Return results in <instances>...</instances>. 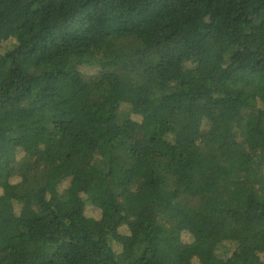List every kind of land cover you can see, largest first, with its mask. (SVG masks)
<instances>
[{
    "label": "trees",
    "instance_id": "obj_1",
    "mask_svg": "<svg viewBox=\"0 0 264 264\" xmlns=\"http://www.w3.org/2000/svg\"><path fill=\"white\" fill-rule=\"evenodd\" d=\"M0 264H264V0H0Z\"/></svg>",
    "mask_w": 264,
    "mask_h": 264
},
{
    "label": "rangeland",
    "instance_id": "obj_2",
    "mask_svg": "<svg viewBox=\"0 0 264 264\" xmlns=\"http://www.w3.org/2000/svg\"><path fill=\"white\" fill-rule=\"evenodd\" d=\"M89 208H90V207H89ZM120 231H121L122 233H127V231H126V229L124 228V226L121 227ZM121 245H122V246H120V244L116 243L114 247H115L116 250H120L121 248H123V249H125V252H127V251L129 250V247H130V239L127 238V237L124 238V239L121 241Z\"/></svg>",
    "mask_w": 264,
    "mask_h": 264
}]
</instances>
